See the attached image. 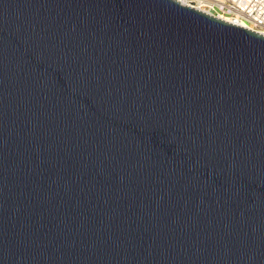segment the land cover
<instances>
[{"label": "water", "instance_id": "1", "mask_svg": "<svg viewBox=\"0 0 264 264\" xmlns=\"http://www.w3.org/2000/svg\"><path fill=\"white\" fill-rule=\"evenodd\" d=\"M0 264H264V35L0 0Z\"/></svg>", "mask_w": 264, "mask_h": 264}, {"label": "built area", "instance_id": "2", "mask_svg": "<svg viewBox=\"0 0 264 264\" xmlns=\"http://www.w3.org/2000/svg\"><path fill=\"white\" fill-rule=\"evenodd\" d=\"M198 10L205 11L212 16H225L231 20L230 24L242 27L264 35V0H185ZM195 9V8H194ZM196 9V10H197Z\"/></svg>", "mask_w": 264, "mask_h": 264}, {"label": "bare ground", "instance_id": "3", "mask_svg": "<svg viewBox=\"0 0 264 264\" xmlns=\"http://www.w3.org/2000/svg\"><path fill=\"white\" fill-rule=\"evenodd\" d=\"M177 2H179L180 4H182V5H184V6H189V7H191V8H195V9H197V7H193V6H191L190 4H188L185 0H176ZM198 10V9H197ZM198 11H201V12H203V13H206L205 11H202V10H198ZM207 14V13H206ZM217 18H219V19H221V20H223V21H225V22H228V23H230L231 22V20L229 19V18H227V17H225V16H217ZM239 23V25L241 26V27H247V24L245 23V22H238Z\"/></svg>", "mask_w": 264, "mask_h": 264}]
</instances>
